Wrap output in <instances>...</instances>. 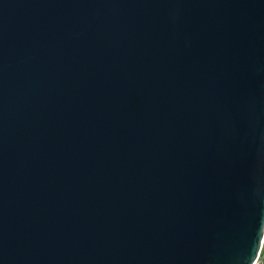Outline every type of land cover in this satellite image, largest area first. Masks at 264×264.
<instances>
[{
  "label": "water",
  "instance_id": "95a60500",
  "mask_svg": "<svg viewBox=\"0 0 264 264\" xmlns=\"http://www.w3.org/2000/svg\"><path fill=\"white\" fill-rule=\"evenodd\" d=\"M264 0H0V264H253Z\"/></svg>",
  "mask_w": 264,
  "mask_h": 264
},
{
  "label": "built area",
  "instance_id": "2783aa9c",
  "mask_svg": "<svg viewBox=\"0 0 264 264\" xmlns=\"http://www.w3.org/2000/svg\"><path fill=\"white\" fill-rule=\"evenodd\" d=\"M263 251H264V234L262 237L259 252H258L257 257H256L255 261L253 262V264H264V253H263Z\"/></svg>",
  "mask_w": 264,
  "mask_h": 264
},
{
  "label": "rangeland",
  "instance_id": "374dc122",
  "mask_svg": "<svg viewBox=\"0 0 264 264\" xmlns=\"http://www.w3.org/2000/svg\"><path fill=\"white\" fill-rule=\"evenodd\" d=\"M263 253H264V251H263Z\"/></svg>",
  "mask_w": 264,
  "mask_h": 264
}]
</instances>
